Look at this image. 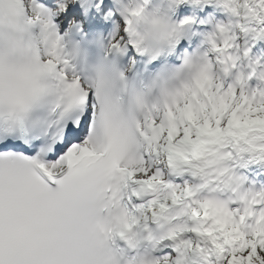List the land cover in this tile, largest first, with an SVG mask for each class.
Here are the masks:
<instances>
[{
    "label": "snow or ice",
    "instance_id": "6c2138e0",
    "mask_svg": "<svg viewBox=\"0 0 264 264\" xmlns=\"http://www.w3.org/2000/svg\"><path fill=\"white\" fill-rule=\"evenodd\" d=\"M0 264H264V0H0Z\"/></svg>",
    "mask_w": 264,
    "mask_h": 264
}]
</instances>
